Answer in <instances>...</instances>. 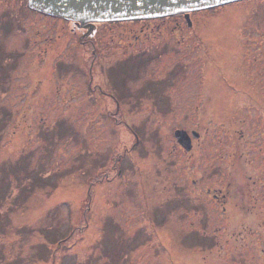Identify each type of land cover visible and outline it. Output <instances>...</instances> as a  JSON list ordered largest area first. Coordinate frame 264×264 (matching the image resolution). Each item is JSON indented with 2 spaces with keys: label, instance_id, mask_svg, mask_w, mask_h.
<instances>
[{
  "label": "rangeland",
  "instance_id": "374dc122",
  "mask_svg": "<svg viewBox=\"0 0 264 264\" xmlns=\"http://www.w3.org/2000/svg\"><path fill=\"white\" fill-rule=\"evenodd\" d=\"M181 15L0 0V264H264V0Z\"/></svg>",
  "mask_w": 264,
  "mask_h": 264
},
{
  "label": "water",
  "instance_id": "95a60500",
  "mask_svg": "<svg viewBox=\"0 0 264 264\" xmlns=\"http://www.w3.org/2000/svg\"><path fill=\"white\" fill-rule=\"evenodd\" d=\"M238 0H26L29 8L53 16L81 23L123 21L160 17L207 9ZM189 23V20H188ZM178 142L186 150L191 138L185 130L176 131ZM193 137H198L195 130Z\"/></svg>",
  "mask_w": 264,
  "mask_h": 264
},
{
  "label": "flooded vegetation",
  "instance_id": "af4514ba",
  "mask_svg": "<svg viewBox=\"0 0 264 264\" xmlns=\"http://www.w3.org/2000/svg\"><path fill=\"white\" fill-rule=\"evenodd\" d=\"M179 15H181V13L179 14ZM181 16H183V15H181ZM73 22V29H75V28H78L79 30H81V32H80V35L81 36H85L86 37V35H90V33H93L94 32V30H92L93 29V27H96L95 26V24H97V23H91V24H89V23H86V24H84V23H81V22H76V21H72ZM79 25H77V24ZM103 23V22H102ZM87 26V27H86ZM88 38H89V36H88ZM193 138H191V147L192 148H190L191 150H193V146H194V143H193ZM180 147L183 149V147L180 145ZM189 150V149H188ZM119 169H117L116 170V174L117 173H119ZM213 198L215 199V200H217V198H218V195H216V194H214L213 195Z\"/></svg>",
  "mask_w": 264,
  "mask_h": 264
}]
</instances>
